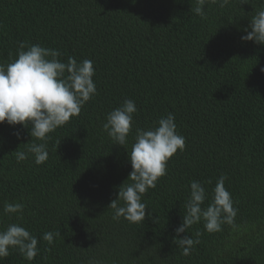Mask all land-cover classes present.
<instances>
[{
    "label": "trees",
    "instance_id": "trees-1",
    "mask_svg": "<svg viewBox=\"0 0 264 264\" xmlns=\"http://www.w3.org/2000/svg\"><path fill=\"white\" fill-rule=\"evenodd\" d=\"M240 3L208 0L201 18L190 11L196 0H0V64L21 42L40 44L62 62L93 61L97 87L78 116L48 134L44 164L31 154L16 161L15 151L44 142L31 125L0 123V230L18 223L39 241L33 260L10 249L0 264H264V44L241 40L264 0ZM126 98L137 112L123 146L102 124ZM169 112L184 151L142 196L143 222L113 220L108 206L130 183L135 129ZM222 174L235 227L209 233L203 220L193 224L180 237L199 243L185 256L174 238L190 182L205 187L206 208ZM6 202L23 203L22 213L5 214ZM48 231L60 233L51 245L41 239Z\"/></svg>",
    "mask_w": 264,
    "mask_h": 264
},
{
    "label": "clouds",
    "instance_id": "clouds-1",
    "mask_svg": "<svg viewBox=\"0 0 264 264\" xmlns=\"http://www.w3.org/2000/svg\"><path fill=\"white\" fill-rule=\"evenodd\" d=\"M207 2L208 0H196V6L190 11L206 18L204 5ZM211 3H219L223 8L229 0H211ZM245 3L248 0H241L240 4ZM244 31L247 34L242 35L241 40L264 44V7L251 17L250 24ZM60 56L58 50L21 42L16 58L10 59L7 64H0V123L6 121L9 125L20 124L25 128L31 125V137L44 141L26 144V150L15 151L17 163L28 159L31 154L35 164H44L49 156L48 134L65 125L71 117L78 116L82 106L97 94L93 80V61L84 59L78 62L76 58L68 57L67 62H62ZM136 112L135 102L126 98L119 107L106 115L102 128L114 144L127 145L134 124L133 114ZM176 128L175 116L169 112L167 116L159 118L153 127L135 129L131 151H128L132 167L127 178L130 183L124 182L119 187L117 198L108 206L113 209V220L119 221L123 217L135 224L145 220L148 206L142 202V196L150 188H155L157 180L166 175L169 158L178 149H185V137ZM14 135L19 138V131ZM59 143L60 141L58 145ZM226 179L225 174L217 179L206 208H202L208 197L205 187L200 181L190 182V194L184 205L186 214L175 229L174 238V242L183 250V255H191L194 245L199 243L198 239L194 240L189 235L180 237L181 233H188L187 230L193 224L203 220L204 229L209 233L221 231L223 224L235 227L234 219L238 209L234 207L231 193L225 187ZM23 208V203L6 202L3 212L22 213ZM147 215L158 222V218L152 217L151 212ZM200 234L197 232V237ZM58 235L60 233L48 231L43 233L41 239L51 245ZM38 242V238L25 227L10 223L0 230V260L10 255V249H16L26 260L31 261L38 254Z\"/></svg>",
    "mask_w": 264,
    "mask_h": 264
}]
</instances>
